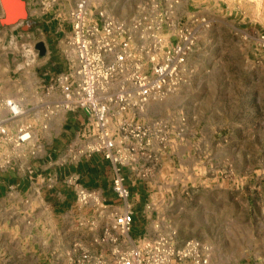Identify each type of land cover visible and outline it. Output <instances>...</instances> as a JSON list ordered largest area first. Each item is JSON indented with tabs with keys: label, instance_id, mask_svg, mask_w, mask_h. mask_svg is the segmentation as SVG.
I'll return each instance as SVG.
<instances>
[{
	"label": "rangeland",
	"instance_id": "374dc122",
	"mask_svg": "<svg viewBox=\"0 0 264 264\" xmlns=\"http://www.w3.org/2000/svg\"><path fill=\"white\" fill-rule=\"evenodd\" d=\"M25 1L28 17L13 27L1 23L0 8V96L21 100L24 120L36 126L76 0ZM89 2L140 43L158 32L172 44L177 29L196 28L180 86L127 116L152 131V144L136 153L148 220L156 235L176 231L178 244L208 243L209 264H264V0ZM38 149L47 148L35 131L21 145L0 133V174ZM111 210L78 202L54 210L38 191L21 197L0 187V264H75L88 253L109 254L111 236L127 248L123 235L108 231Z\"/></svg>",
	"mask_w": 264,
	"mask_h": 264
},
{
	"label": "built area",
	"instance_id": "2783aa9c",
	"mask_svg": "<svg viewBox=\"0 0 264 264\" xmlns=\"http://www.w3.org/2000/svg\"><path fill=\"white\" fill-rule=\"evenodd\" d=\"M69 18L71 30L63 50L67 69L50 79L48 90L57 92V98L48 106L47 114L75 109L88 114L91 128L83 145L72 151L73 158L101 154L112 163L113 190L123 204L111 210L108 231L123 235L128 244L127 248L123 247L117 237L111 236L113 247L109 254L88 253L75 264H209L211 246L198 238L178 244L176 231L138 239L131 237L135 212L125 173L130 167L138 177L144 178L136 153L148 148L153 139L151 128L127 116L142 111L151 98L164 97L180 86L188 55L198 39L196 28L177 29V39L172 44H165L158 32L151 34V41L140 43L124 22L105 11L95 13L89 0H76ZM200 22L206 20L202 18ZM26 110L14 97L0 104V113L4 111V116L0 115V133L17 145L34 135V124L23 119ZM115 118H120L119 138L112 131ZM76 181L74 176L68 178L75 185L78 203L102 211L108 209L97 189ZM147 208L151 209L150 204Z\"/></svg>",
	"mask_w": 264,
	"mask_h": 264
},
{
	"label": "crops",
	"instance_id": "0c3cea01",
	"mask_svg": "<svg viewBox=\"0 0 264 264\" xmlns=\"http://www.w3.org/2000/svg\"><path fill=\"white\" fill-rule=\"evenodd\" d=\"M0 8H2L1 4ZM63 50L64 48L61 50L60 58L63 61L59 66V71L52 73L48 77L49 79L67 69ZM54 96H57V92L52 94L49 91V99L44 100L41 97V103H37V106H41V109L47 108V110L41 112L38 109V112L35 113L37 125L34 131L36 140L43 143L47 149H45V152L38 149L35 153H26L25 157L20 159V167L1 173L0 187L6 194L10 191L12 195L15 194V196L21 197L28 195L31 191H38L54 210L60 208L70 209L77 202L75 185L68 182V178L74 176L77 178V183L90 189H97L101 193L103 199L109 205L106 211L123 204L113 190L114 169L109 160L103 158L101 154H94L89 158L79 160L73 158L72 151L83 145L91 128L88 114L83 109L54 111L47 114L49 111L48 106L56 99H54ZM4 99L6 97L2 96L0 101ZM115 120L118 119L115 118ZM44 124H47V127H44ZM55 125L57 128H54ZM12 129H14L13 125ZM33 138L27 141L26 144L32 141ZM52 153L55 158L52 157ZM125 173L127 175L126 183L131 189L130 202L135 212L131 237L138 239L143 236H156L153 224L148 220L150 209L147 208L149 203L145 202L147 189L144 188V182L130 167L125 169Z\"/></svg>",
	"mask_w": 264,
	"mask_h": 264
},
{
	"label": "water",
	"instance_id": "95a60500",
	"mask_svg": "<svg viewBox=\"0 0 264 264\" xmlns=\"http://www.w3.org/2000/svg\"><path fill=\"white\" fill-rule=\"evenodd\" d=\"M3 9L2 24L13 25L28 17L25 0H0Z\"/></svg>",
	"mask_w": 264,
	"mask_h": 264
}]
</instances>
